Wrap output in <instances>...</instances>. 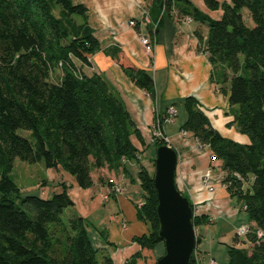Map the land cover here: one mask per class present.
<instances>
[{"label":"trees","instance_id":"1","mask_svg":"<svg viewBox=\"0 0 264 264\" xmlns=\"http://www.w3.org/2000/svg\"><path fill=\"white\" fill-rule=\"evenodd\" d=\"M206 3L218 7L211 0ZM219 7L220 18L210 19L188 0L144 1L145 15L156 25L162 17L176 22L188 17L207 26L204 52L211 65L210 81L236 107L232 124L248 142L222 136L192 96L179 100L185 113L179 129L219 160L226 192L245 205L243 211L253 223L249 248L228 246L223 264H264V0H224ZM100 49L155 99L148 73L124 66L118 47H104L94 37L82 4L0 0V264H98V258L112 264L93 247L82 217L72 212L63 218L72 205L67 186L50 197L22 194L10 177L15 159L59 167L82 189L92 186V170L125 172L127 162L137 163L143 203L135 217L149 231L134 237L139 250L123 264H156L152 250L162 241L157 236L155 155L148 171L131 142V137L140 144L143 139L122 100L100 74L83 70ZM166 144L154 138L151 145L154 151ZM209 222L205 214L192 219L196 227ZM190 264H196L193 253Z\"/></svg>","mask_w":264,"mask_h":264},{"label":"crops","instance_id":"2","mask_svg":"<svg viewBox=\"0 0 264 264\" xmlns=\"http://www.w3.org/2000/svg\"><path fill=\"white\" fill-rule=\"evenodd\" d=\"M144 1L72 0L86 8L87 24L102 46L118 47L124 66L132 65L148 73L153 82L155 99H150L136 87L123 73L119 63L101 49L90 56V65L83 70L100 74L122 100L143 139V144L134 137H131V142L138 150L140 163L148 171L147 162L155 151L150 153L145 163L142 156L145 147L152 144L153 133L158 128L165 142L177 153L176 185L189 199L192 210L197 215H207L208 220L214 219L215 213L231 214L230 205L234 203L222 182L224 173L220 170L219 160L211 161L209 150L199 147L190 133H181V124H174L178 106L181 105L179 100L192 96L222 136L240 144L248 142L247 137L232 124L236 107L230 106L227 96L210 81L211 65L204 52L207 26L191 18L176 22L168 17H162L156 25L149 17L147 21L144 19ZM188 1L204 17L219 19L222 14L219 4L224 0H211L218 4L215 9L209 7L206 0ZM131 20L134 21L133 25L129 24ZM198 35L202 38L200 44ZM142 38L151 42V49L142 44ZM171 107L175 114L171 122H165ZM156 118L162 119L163 123L157 126ZM33 165L36 176L29 183L21 179L16 184L22 194L50 197L60 192L65 184L72 202L65 209L66 214L74 212L84 219L94 248L107 255L112 264H123L139 250L134 237L147 233L149 226H141V222L135 219L137 206L143 203V193L138 191L137 163L127 162L125 172H112L105 168L92 170L93 184L86 189L78 187L74 178L59 167L45 168L42 163ZM109 177L121 180L124 190L122 193H109L108 198L104 199L102 193L106 186H110L107 183ZM205 178L209 179L208 183L213 189L211 192L202 184ZM124 200H129L133 209L125 205ZM198 251L196 264H217L213 258L205 262L204 253L200 249ZM163 253V244L157 243L152 255L159 258ZM98 264H103L101 258H98Z\"/></svg>","mask_w":264,"mask_h":264},{"label":"water","instance_id":"3","mask_svg":"<svg viewBox=\"0 0 264 264\" xmlns=\"http://www.w3.org/2000/svg\"><path fill=\"white\" fill-rule=\"evenodd\" d=\"M153 185L156 191L157 236L164 253L156 264H190L196 238L192 219L195 216L189 199L177 188L175 171L177 153L170 145L155 148Z\"/></svg>","mask_w":264,"mask_h":264},{"label":"rangeland","instance_id":"4","mask_svg":"<svg viewBox=\"0 0 264 264\" xmlns=\"http://www.w3.org/2000/svg\"><path fill=\"white\" fill-rule=\"evenodd\" d=\"M244 18H245L246 22L248 24H250L248 16L245 12H244ZM184 119H185V113H184L183 107L181 105H179L178 106V115L174 119L175 126H178L179 124H181ZM17 132L21 135H28V132L23 131V130H18ZM181 133H182V131H181ZM145 150L146 151L144 152V154L142 156L143 163H145L148 160L150 153L153 152V146L149 145V147ZM216 161H218V160H215L213 162H216ZM147 163H148L149 170L152 171L151 161L149 160ZM34 166L35 165H33V164H28V163L22 162L18 159H15L14 163H13V168L10 172V177L12 178V180L16 184H19L21 182V179H24V181L29 183L31 181L32 177L36 176V174H37L35 172L36 167H34ZM110 179L113 181L114 185L121 186L122 191L124 190V186H123V183L121 182V180L118 181L117 178H115V177H109L107 179V181ZM243 188L247 189V185L244 184ZM108 189H110V188H108ZM138 191L140 193H143V191L140 187H138ZM138 193L136 194L137 196H138ZM133 195H134V198L136 199L135 193H133ZM232 200H233L234 205L233 206L230 205V210L232 212L231 214H227V213L217 214V213H215L214 214L215 216H213L214 219L210 218L209 223L200 224L197 227L194 226V228H197V230L196 229L194 230V232L196 234L195 238L197 236L200 239L197 243H195V247L193 250V252L195 254H193V256L196 255L198 249H200L204 253L203 256H204L205 262L209 261L211 258H213V259H215V262L217 264H223V263H226V261H227L226 250H227L228 246L235 245L236 247H241V248H245V249L249 248L250 242L247 238V235L242 236V237L236 236L238 238V240L236 242L234 241L236 228L241 224H250V222L248 221V217H247V214L245 213V211L240 209V203H238L235 199H232ZM124 202H125L124 203L125 205H128V206H130L131 209H133V206L131 205L129 200H124ZM131 209H128V210L132 211ZM67 216L68 215L66 214V211H64L63 218H66ZM135 219H137V218L135 217ZM140 222H141L140 223L141 226H143V225L147 226L146 223H143L142 221H140ZM252 229H253V227H252ZM130 232H131V230H130ZM194 259H195V262H197V258H194Z\"/></svg>","mask_w":264,"mask_h":264},{"label":"built area","instance_id":"5","mask_svg":"<svg viewBox=\"0 0 264 264\" xmlns=\"http://www.w3.org/2000/svg\"><path fill=\"white\" fill-rule=\"evenodd\" d=\"M147 16L145 15V20L147 21ZM183 20L184 21H188V20H190V18H188V17H185V18H183ZM129 24L130 25H133L134 24V21L133 20H131L130 22H129ZM154 29H155V27H154ZM141 42H142V44L144 45V46H146V48L147 49H151V47H152V44H151V42L149 41V40H147L146 38H142V40H141ZM174 114H175V110H174V108L173 107H171V108H169L168 109V116L165 118V122H171L172 121V117L174 116ZM156 125L158 126V122L156 121ZM183 134H185L186 132H182ZM153 138H162V136L160 135V131H159V129L157 128L155 131H154V133H153ZM209 159L211 160V161H215V160H217L215 157H213L212 156V154L210 153V156H209ZM208 178H205L204 180H203V182H202V184H203V186L206 188V189H208L210 192L213 190L212 189V187H210V184L208 183ZM108 182V185H110V186H106L105 187V189H104V191H103V193H102V197L104 198V199H106V198H108V194L109 193H121L122 192V188H121V186H116V185H114L113 184V181L110 179V180H108L107 181ZM108 188H110V189H108ZM178 188V187H177ZM178 190L181 192V190L178 188ZM109 191V192H108ZM240 209H242V210H244L245 209V205H242V206H240ZM193 214L196 216L197 214L193 211ZM197 230V228H194V230ZM250 232V224H241V225H239L237 228H236V230H235V236H237V237H242V236H245V235H247L248 233ZM196 235V234H195ZM193 254H195L194 252H193ZM194 258H195V255L193 256Z\"/></svg>","mask_w":264,"mask_h":264}]
</instances>
